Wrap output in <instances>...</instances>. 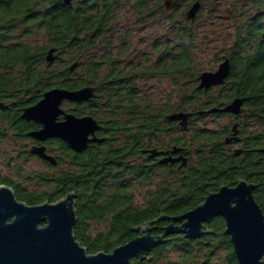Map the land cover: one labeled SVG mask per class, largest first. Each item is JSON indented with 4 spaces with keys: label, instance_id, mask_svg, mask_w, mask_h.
<instances>
[{
    "label": "trees",
    "instance_id": "obj_1",
    "mask_svg": "<svg viewBox=\"0 0 264 264\" xmlns=\"http://www.w3.org/2000/svg\"><path fill=\"white\" fill-rule=\"evenodd\" d=\"M164 1L0 0V101L15 103V113L5 118L19 120L21 110L51 88L93 86L90 101L65 105L77 115H93L104 138L82 152L54 138L55 165L29 172L32 182L19 187L0 175V185L9 184L30 205L75 192L74 233L90 253L112 251L135 238L138 226L155 220L151 233L164 238L144 259L127 264H238L223 217L205 223L206 232L195 238L167 233L166 227L170 217L240 179L256 184L255 197L264 211V0H228L233 30L221 60L229 58L231 69L223 84L208 89L198 87L202 71L197 63L205 38L198 25L207 24L206 7L202 0H179L168 14ZM196 1L201 7L190 19L187 11ZM136 7H153L166 31L151 34L153 58L126 67L135 46L131 29L121 25V12L148 14L134 12ZM148 78L170 79L181 91L155 101L143 86ZM238 97L243 99L238 114L207 112ZM180 111L191 113L186 128L168 117ZM207 116L214 118L211 125ZM235 123L238 139L227 142ZM21 125L37 127L23 119ZM175 147L186 162L150 156L152 149Z\"/></svg>",
    "mask_w": 264,
    "mask_h": 264
},
{
    "label": "water",
    "instance_id": "obj_2",
    "mask_svg": "<svg viewBox=\"0 0 264 264\" xmlns=\"http://www.w3.org/2000/svg\"><path fill=\"white\" fill-rule=\"evenodd\" d=\"M71 2V0H66ZM179 0H165L167 10L175 7ZM201 2L196 1L187 11L190 19L196 17ZM55 48L48 55V61L55 59ZM77 63L71 68L74 69ZM231 64L225 58L215 70L202 71L199 75V88H210L223 84L229 76ZM95 88L85 86L78 89L54 87L44 92L35 104L25 108L22 117L42 125L41 129L30 132L38 140L57 137L69 147L82 152L90 142H101L96 131L101 125L90 114L77 115L64 109V102L90 101ZM242 98H235L222 107H214L207 112H232L242 110ZM190 112H174L170 120H180L187 127ZM63 117V118H61ZM233 136L237 138V123ZM45 146H37L33 152L56 164V158L46 154ZM181 148L169 151L150 150L151 155L166 153L163 161H179L183 155L173 157ZM240 151H237V154ZM256 184L240 179L233 185L224 184L208 194L195 208L177 216L170 217L172 222L166 227L167 233H184L195 238L202 235L205 223L214 217L225 219V232L231 236L238 264H264V211L255 197ZM76 193L69 192L56 202L45 201L30 205L18 199L15 190L9 185H0V264H127L132 258L142 260L163 238L164 234L151 233L149 221L136 228L139 234L128 242L115 247L112 251L88 252L76 238L74 227L78 220ZM161 218H165L162 215Z\"/></svg>",
    "mask_w": 264,
    "mask_h": 264
},
{
    "label": "flooded vegetation",
    "instance_id": "obj_3",
    "mask_svg": "<svg viewBox=\"0 0 264 264\" xmlns=\"http://www.w3.org/2000/svg\"><path fill=\"white\" fill-rule=\"evenodd\" d=\"M202 2L206 8L209 5H211V10L213 11L212 14L216 13L215 16L216 17L218 16L217 18H219V17L223 18L224 16H226V18H229V14H228L230 12L229 6H227V8H226L227 14L224 15V14H220L218 12L219 10H221L223 0H202ZM171 9H173V8H171ZM171 9L170 10L166 9L165 10L166 13L170 14ZM138 10H147L148 14L146 16H141L142 18L140 17V15L137 14L136 15V20H137L136 26L138 25V23L145 24L146 22L143 20L144 18H146L147 21H149L150 19H152V20L154 19V12H153L154 8L153 7H147V8L136 7V8H134L133 11L138 12ZM212 14H209V16H211ZM212 25H214L213 21H212ZM148 38H149L148 34H143V36H141L139 38V43L136 44L134 47L135 53L132 55L131 60L128 61L127 64L125 65L126 67L132 66L133 62H134L136 67L138 65L142 66L143 64L146 63L147 59L154 57V55H152L151 51L150 52L148 50L144 51L140 48V46L142 45L140 43L146 44L149 40ZM151 50H152V48H151ZM42 97H43V95H42ZM66 102H64V109L68 112H71L66 107V105H65ZM35 103L36 102L31 103L28 106H31ZM25 108L23 110H21L19 120H11V118H5V117L15 113V103H5L3 101H0V175L7 176V178L10 179L11 181H13L14 183H16V186H18V187L22 186V185L29 184L30 182H32L31 181L32 175H28L29 172H27L26 176L23 175L25 172L23 170V168L25 167V163H27V161H30L31 159H37L46 168H50L51 167L50 165H55V163H53L52 161H50L46 158H43V157L37 155L36 153H34L33 149L35 147L45 146L46 154L56 158V153H55L56 150L53 148H50V146L52 145L50 143L54 140V138H57V137H51V138H47L44 141H41V140H38L37 138L33 137L32 135H30V132L41 129L42 125L40 123L34 121V120H28V119L23 118L22 114H23ZM61 118H63V117H61ZM22 119L35 122L37 124V127H31L29 129H26L25 127H23L21 125ZM100 129H101V127H100ZM97 132H98V130L96 131V135L98 136ZM166 151H169V154H171V150H166ZM178 154L179 153H175L172 155L178 156ZM166 155H167L166 153L161 154V156H159L158 158L165 157ZM56 163H57V161H56ZM36 171L39 172L38 170H32V172H36ZM27 176H29V177H27ZM1 185H9V184L3 183Z\"/></svg>",
    "mask_w": 264,
    "mask_h": 264
},
{
    "label": "rangeland",
    "instance_id": "obj_4",
    "mask_svg": "<svg viewBox=\"0 0 264 264\" xmlns=\"http://www.w3.org/2000/svg\"><path fill=\"white\" fill-rule=\"evenodd\" d=\"M229 5L230 4L228 0H223L221 10L218 12L224 15L227 14L226 8ZM210 9V7H207L202 11V16L205 17L207 24L198 25V31L201 33L200 36L205 37L199 42L200 50L198 53L197 63L200 71L215 70L218 68L219 64L222 62L221 57L224 54L223 49L229 43L227 36L233 30L230 25L229 18H226V16L223 18H217L218 16H215L216 13L209 16L208 12ZM121 16V25L128 26L131 29L130 37L134 46L139 43V38L143 36V34L149 35V40L146 44L140 43L142 44L140 48L144 51H151L152 33L158 34L166 31V26H163V21H156L155 16L153 20L150 19L149 21H146L145 24L138 23L137 26L135 14H131L129 11L127 12L124 10L121 12ZM201 20L204 19L201 17ZM212 21L214 22V25H212ZM144 85H147V89L145 91L148 93L149 98L155 101H163V99H167L170 94L176 97L178 96V92L181 91V89H177L175 84H173L170 79L163 80L159 78H148L145 83L143 82V86ZM206 121L211 125L212 121H214V118L207 116ZM44 169H46V167L41 162H39L37 159H31L25 163V167L23 168L25 172L23 175L26 176L27 172L32 170L42 171Z\"/></svg>",
    "mask_w": 264,
    "mask_h": 264
}]
</instances>
